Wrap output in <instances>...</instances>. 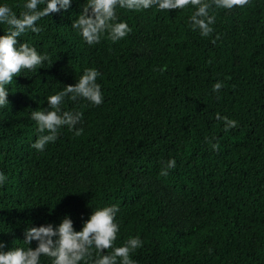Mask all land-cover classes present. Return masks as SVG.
<instances>
[{
  "label": "trees",
  "instance_id": "obj_1",
  "mask_svg": "<svg viewBox=\"0 0 264 264\" xmlns=\"http://www.w3.org/2000/svg\"><path fill=\"white\" fill-rule=\"evenodd\" d=\"M27 2L0 6L19 18ZM85 3L72 0L68 11L37 22L40 33L18 38L49 59L5 86L0 251L27 249L29 227L58 226L68 216L80 231L93 211L115 205L114 247L138 236L142 246L130 254L135 264H264V0L213 7L208 37L192 30V6L117 7V22L131 32L115 43L105 33L93 45L71 27ZM8 28L0 23V36ZM86 69L100 73L103 103L66 97L62 112L82 113L80 122L37 151L32 111L47 109L48 97L74 86ZM217 82L224 86L213 92ZM217 114L237 126L225 132ZM170 160L175 167L160 176ZM158 185L187 206L171 213ZM95 259L93 251L88 264ZM40 264H48L46 256Z\"/></svg>",
  "mask_w": 264,
  "mask_h": 264
},
{
  "label": "clouds",
  "instance_id": "obj_2",
  "mask_svg": "<svg viewBox=\"0 0 264 264\" xmlns=\"http://www.w3.org/2000/svg\"><path fill=\"white\" fill-rule=\"evenodd\" d=\"M249 2L250 0H211L210 3L205 0H86L71 27L78 31L88 45L100 43L105 33L115 43L131 32L127 23L117 22V7L132 11L153 7L161 11H173L192 6L195 9L189 18L192 30H199L202 37H208L213 32L211 25L215 22V16L210 14V9L215 7L231 10L234 7L242 8ZM71 3L72 0H28L24 4L26 10L19 18L7 5L0 6V23L9 26L7 34L0 36V107L9 103L5 86L11 84L21 70H35L49 59L28 43H18V38L28 30L40 33L42 28L36 26L39 20L53 13L68 11ZM41 4L45 5L42 9L39 7ZM99 75L96 69H86L74 86H64L62 91L48 97L47 109L32 111L31 119L35 121L40 133L32 145L34 149L43 151L48 143L57 140L62 127L67 126L72 131L80 122L82 113L62 112L60 106L66 97L72 101L84 99L95 106L103 103L101 87L96 83ZM223 86L221 82L215 83L213 92H218ZM216 119L223 120L225 132L237 126L236 121L219 114ZM82 131L78 129L75 134L79 136ZM211 147L213 151H217L219 144H212ZM175 165V160L168 161L159 175L166 177L169 174L168 169ZM5 180L4 174L0 173V184ZM118 210L113 205L93 211L80 231L74 230L73 221L68 216L58 226L48 224L29 227L24 232L23 241L28 248L17 247L6 252L0 251V264H40L41 256L50 258L52 264H88L92 260L93 251L96 253L93 264H135L130 254L142 246L138 236L129 238L123 246L114 247L119 232V226L114 222ZM33 241L37 242L35 249L29 247ZM5 247L0 242V249ZM109 249L112 251L108 252ZM105 252L107 254H103Z\"/></svg>",
  "mask_w": 264,
  "mask_h": 264
},
{
  "label": "rangeland",
  "instance_id": "obj_3",
  "mask_svg": "<svg viewBox=\"0 0 264 264\" xmlns=\"http://www.w3.org/2000/svg\"><path fill=\"white\" fill-rule=\"evenodd\" d=\"M159 191L161 192V195L168 199L171 213L175 212H181L186 205L185 202H183L173 191L171 188L163 185H158ZM46 261L48 264H52V261L50 258L46 257Z\"/></svg>",
  "mask_w": 264,
  "mask_h": 264
}]
</instances>
